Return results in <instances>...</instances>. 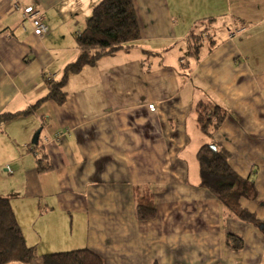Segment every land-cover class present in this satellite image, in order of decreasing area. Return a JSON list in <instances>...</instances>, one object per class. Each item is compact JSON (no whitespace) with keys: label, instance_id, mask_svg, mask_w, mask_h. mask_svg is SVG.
<instances>
[{"label":"crops","instance_id":"crops-1","mask_svg":"<svg viewBox=\"0 0 264 264\" xmlns=\"http://www.w3.org/2000/svg\"><path fill=\"white\" fill-rule=\"evenodd\" d=\"M101 1L0 0V115L21 113L0 128V196L36 248L30 264L85 248L105 264H264V225L227 216L200 185L189 156L207 141L188 131H200L199 101L227 110L215 140L254 181L258 198L241 204L264 222V0H133L140 37L72 73L64 103L23 114L78 59ZM38 152L50 170L38 171ZM147 196L157 213L139 220Z\"/></svg>","mask_w":264,"mask_h":264},{"label":"trees","instance_id":"trees-1","mask_svg":"<svg viewBox=\"0 0 264 264\" xmlns=\"http://www.w3.org/2000/svg\"><path fill=\"white\" fill-rule=\"evenodd\" d=\"M140 37V25L133 0H102L88 18L85 28L77 34L80 55L76 61L66 65L63 77L59 80L47 77V94L32 107L23 112L28 114L38 108L45 100H54L59 104L67 100L66 85L72 73L81 71L86 65H94L102 56L114 54L127 48ZM195 38V49L200 47ZM21 113H3L2 125ZM198 122L209 140L197 151L200 185L208 188L221 202L225 214L256 226L264 225L257 215L242 206L243 199L256 200L258 191L249 177L240 175L230 164L231 154L216 140L215 134L227 117V110L218 103L200 102ZM38 147V143L34 144ZM41 152V151H40ZM38 152V171L45 172L52 166L46 160V154ZM157 213L154 199L144 197L137 206L139 220L152 219ZM229 238H234L229 234ZM236 249L242 248L243 238L236 237ZM37 257L35 247H30L24 237L15 211L8 197L0 196V264H30ZM44 264H105L103 257L88 248L73 251L56 252L42 257Z\"/></svg>","mask_w":264,"mask_h":264},{"label":"built area","instance_id":"built-area-1","mask_svg":"<svg viewBox=\"0 0 264 264\" xmlns=\"http://www.w3.org/2000/svg\"><path fill=\"white\" fill-rule=\"evenodd\" d=\"M16 6L17 8L19 7L18 4ZM24 17L30 21L37 36L44 37L49 33V26L44 21L43 16L39 10L35 9L34 7H28V9L26 8L24 11ZM153 106V104L150 105V107Z\"/></svg>","mask_w":264,"mask_h":264},{"label":"rangeland","instance_id":"rangeland-1","mask_svg":"<svg viewBox=\"0 0 264 264\" xmlns=\"http://www.w3.org/2000/svg\"><path fill=\"white\" fill-rule=\"evenodd\" d=\"M203 51H202V53H203ZM207 103H210V102H207ZM199 104H200V101L198 102L197 106L195 107V112H196L197 126H198L200 131H197V130H188V131L191 133V136L194 138V140L200 142V144H201V142H203V141H208L209 140V136L206 133H204V131L202 130V128L200 127L199 122H198V116H199L198 108H199ZM196 150L197 149H192V153L189 156V158H190V160H192L193 163L197 164V166H198V170L197 171H199V162H198V159H197ZM192 172H195V171L192 170Z\"/></svg>","mask_w":264,"mask_h":264},{"label":"water","instance_id":"water-1","mask_svg":"<svg viewBox=\"0 0 264 264\" xmlns=\"http://www.w3.org/2000/svg\"><path fill=\"white\" fill-rule=\"evenodd\" d=\"M41 134V130H38L35 135H34V138H33V143L36 144L39 142V136Z\"/></svg>","mask_w":264,"mask_h":264}]
</instances>
